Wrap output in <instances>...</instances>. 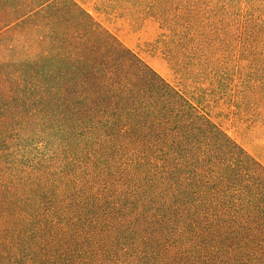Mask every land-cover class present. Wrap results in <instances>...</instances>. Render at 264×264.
I'll return each mask as SVG.
<instances>
[{
    "label": "trees",
    "instance_id": "trees-1",
    "mask_svg": "<svg viewBox=\"0 0 264 264\" xmlns=\"http://www.w3.org/2000/svg\"><path fill=\"white\" fill-rule=\"evenodd\" d=\"M122 1L264 128V0ZM0 264H264V166L76 0H0Z\"/></svg>",
    "mask_w": 264,
    "mask_h": 264
},
{
    "label": "rangeland",
    "instance_id": "rangeland-1",
    "mask_svg": "<svg viewBox=\"0 0 264 264\" xmlns=\"http://www.w3.org/2000/svg\"><path fill=\"white\" fill-rule=\"evenodd\" d=\"M76 1L264 166V128L237 117L227 97L170 66L155 43L161 33L157 23L134 25L120 9L122 0Z\"/></svg>",
    "mask_w": 264,
    "mask_h": 264
}]
</instances>
